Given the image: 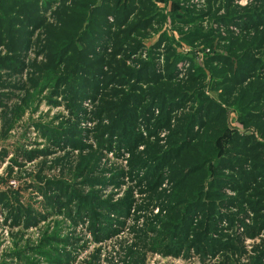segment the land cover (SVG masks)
<instances>
[{
    "label": "trees",
    "instance_id": "obj_1",
    "mask_svg": "<svg viewBox=\"0 0 264 264\" xmlns=\"http://www.w3.org/2000/svg\"><path fill=\"white\" fill-rule=\"evenodd\" d=\"M53 3L0 0V48L6 49L5 55H0V79L2 71H23L22 54L31 49L34 32L43 30L44 43L39 48L43 60L32 65L30 87L16 88L25 90L29 97L34 96L31 86L36 95L49 90L51 104L54 97L63 95L76 121L80 119L81 102L98 97L94 113L102 119L98 136L108 137L110 147L116 140L127 147L132 153V170H146L151 189L160 187L168 176L173 185L170 204L163 208L165 215L161 212L154 219L161 229L151 240V247L143 248L165 254L174 250L178 255L189 242L193 217H200V231L193 241L197 249L205 243L211 252H239L234 240L223 242L210 235L216 233V224L223 218L220 205L224 203L231 205L225 207L229 210L244 211L247 206L255 217L254 226L247 229L249 235L264 233V6L239 10L233 0H208L206 15L218 13L213 5L221 4L226 14L216 20L236 24L242 32L224 39L226 54H208L201 64L194 53L180 54L175 40L165 34L146 50L144 40L166 20L153 0H60L51 13L53 23H49L44 14ZM202 15L177 6L170 20L179 28L182 42L213 47V32L208 34L197 27L189 32L182 29L196 24ZM182 62L190 65L185 77L179 69ZM26 103L24 99L23 106L15 108L17 118ZM231 110L236 112L243 132L231 128ZM104 118L108 125L103 124ZM45 131L50 133L48 140L53 146L86 148L77 123L45 127ZM142 145L144 150L138 152ZM44 155L48 151L24 153L29 161ZM94 156L81 155L76 166L77 175H84V184L92 187L101 183L89 177ZM47 182L54 193L47 203L56 212L75 200L83 205L99 199L96 193L81 196L63 180ZM4 197L0 195V203ZM10 209L16 227L24 222L27 228L40 220L31 207L18 204ZM236 223L230 222L229 229ZM143 236L146 243L147 232ZM129 255V264H146L145 254L137 249ZM15 257L23 261V253L18 251ZM66 257L51 262L66 264ZM253 264H264V249Z\"/></svg>",
    "mask_w": 264,
    "mask_h": 264
},
{
    "label": "rangeland",
    "instance_id": "obj_2",
    "mask_svg": "<svg viewBox=\"0 0 264 264\" xmlns=\"http://www.w3.org/2000/svg\"><path fill=\"white\" fill-rule=\"evenodd\" d=\"M53 1V5L44 14L45 18H50L47 20L49 23H53L51 13L60 5V0ZM154 1L156 0L153 3ZM232 4L242 10L257 4L262 7L264 0H233ZM177 6L186 12L203 14L196 24L182 26L184 32L197 27L205 33L213 32L216 35L213 47L196 44L191 46L193 51L210 49L212 54H226L222 46L224 39L238 36L242 32L236 24L226 25L216 20L215 17L226 14V9L221 4L213 5L219 11L211 17L206 15L208 0H166L164 8L155 5L156 10L164 16L168 7L173 11ZM161 27L162 24H157L155 30L150 32L146 38L149 39L148 45L160 38L163 31ZM172 29L181 40L179 28L173 26ZM42 33L43 30L34 32L31 49L22 54V72H1L3 76L0 82L3 86L0 93L3 104L0 105V195L5 197L0 203V264H53L52 259L62 255H67L66 264H129L132 259L129 253L135 249L145 254L146 264H253V259L264 249V233L250 236L247 229L254 226V214L250 213L247 206L244 211L229 210L231 205L227 203H224L225 206L220 205L223 218L216 224V233L210 235L223 242L234 240L240 248L239 252H211L205 243H201L202 246L197 249L193 241L195 234L200 231L197 225L203 219L200 220V217H193L189 242L184 244L178 255L174 250L173 253L165 254L160 250L143 248L151 247V240L157 237L155 233L161 229L154 219L160 217L161 212L162 216L165 215L163 208L170 204V195L173 194L172 182L167 176L160 187L151 189L145 177L146 170H132V153L128 148L118 145L117 140L110 147L108 137L98 136L101 132L97 131V127L102 122L94 114L99 106L98 97H89L81 102L82 111L78 113L80 119L76 121V115L71 114L68 101L63 95L54 97V103L51 104L49 90L36 95L31 86L29 90L34 96L29 97L25 90L16 88L21 85L30 87V78L34 72L32 65H39L43 60L44 55L39 53V48L44 43ZM167 35L172 39L176 38L173 33ZM5 53L6 49L1 47L0 55ZM185 74L186 72L181 73V76L185 77ZM24 99L27 103L22 115L17 118L15 108L23 106ZM229 120L232 129L243 132L235 111H230ZM65 123H77V128L81 131V142L86 146L84 150L72 148V145L56 147L50 143V133L45 131V127L55 129ZM103 124H109L107 118H104ZM140 130L144 133V129ZM165 135L166 132L161 134L162 137ZM101 144L104 146L100 147ZM143 150L142 145L138 152ZM32 151H48V155L29 161L24 153ZM91 154L96 156V160L94 156L89 177L101 182L93 187L84 184V175L76 173L81 155ZM48 179L63 180L81 196L96 193L99 199L83 205L75 200L68 208L61 207L56 212L47 203L52 201L49 198L54 195L48 186ZM129 198L131 201H127ZM18 204L31 207L39 214V222L27 228L22 222L21 226L16 227L10 208ZM243 213L245 216H242ZM235 220L236 226L229 229V223ZM145 232L146 243L143 241ZM18 251L23 253L22 262L15 257Z\"/></svg>",
    "mask_w": 264,
    "mask_h": 264
},
{
    "label": "built area",
    "instance_id": "obj_3",
    "mask_svg": "<svg viewBox=\"0 0 264 264\" xmlns=\"http://www.w3.org/2000/svg\"><path fill=\"white\" fill-rule=\"evenodd\" d=\"M156 2V4L158 5V6H160L161 8H164L165 7V5H166V0H159V2H157V0L155 1ZM194 2V1H193ZM201 2H203V1H201ZM171 11V8H169L168 7V10L165 12L164 11V13L165 14H168V12H170ZM171 26H170V24H166V27H165V30L167 31V33H169V34H171V33H173L174 35H175V37H176V39H178L177 38V34L175 33V32H173L171 29ZM178 41H180V40H178ZM183 44V43H182ZM182 44H181V46L179 47V52H181L182 51V53L183 54H185L186 56L187 55H190V54H192V53H194V55H195V57H196V60L199 62V63H201L202 64V62H203V60H204V57L206 56V55H208V54H210L211 53V50L210 49H202V50H195L194 49V51L191 49V47L190 46H187L186 44H183V46H182ZM181 50V51H180ZM161 62L163 63V57H161ZM189 63H186V62H182V63H180L179 64V69H180V72L181 73H184V72H186V70L189 68Z\"/></svg>",
    "mask_w": 264,
    "mask_h": 264
},
{
    "label": "crops",
    "instance_id": "obj_4",
    "mask_svg": "<svg viewBox=\"0 0 264 264\" xmlns=\"http://www.w3.org/2000/svg\"><path fill=\"white\" fill-rule=\"evenodd\" d=\"M154 4L155 5H157L156 4V2L154 1ZM173 7V6H172ZM171 12H172V9H171V11L170 12H168V14H166V22L165 23H163L162 24V27L161 28H163V31H162V34H165V35H167V34H169V33H167V31L165 30V27H166V24H170V26H171V30L174 32V30L172 29V27L174 26L173 24H172V22H171V20H170V15H171ZM168 36V35H167ZM158 39L159 38H157V40L154 42V43H150L149 45H148V40L149 39H145V41L143 42L144 43V45H145V47H146V50H148V49H150L157 41H158ZM175 41H176V48H177V51L179 50V47L181 46V44L183 43L184 44V42H182L181 40L180 41H178L179 39H174ZM183 44H182V46H183ZM189 46V45H188ZM191 47V46H190ZM181 51V50H180ZM179 52V51H178ZM180 54H182V55H185V54H183L182 53V51L181 52H179ZM186 56V55H185Z\"/></svg>",
    "mask_w": 264,
    "mask_h": 264
}]
</instances>
